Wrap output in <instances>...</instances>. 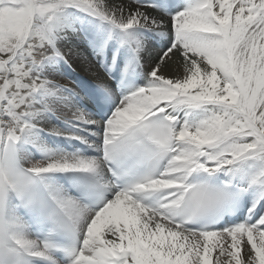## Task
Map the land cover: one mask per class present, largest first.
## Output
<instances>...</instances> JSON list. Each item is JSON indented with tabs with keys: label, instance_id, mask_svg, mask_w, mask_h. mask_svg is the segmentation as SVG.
<instances>
[{
	"label": "snow or ice",
	"instance_id": "6c2138e0",
	"mask_svg": "<svg viewBox=\"0 0 264 264\" xmlns=\"http://www.w3.org/2000/svg\"><path fill=\"white\" fill-rule=\"evenodd\" d=\"M0 264H264V0H0Z\"/></svg>",
	"mask_w": 264,
	"mask_h": 264
}]
</instances>
